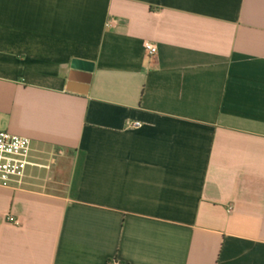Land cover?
Instances as JSON below:
<instances>
[{"label":"crops","instance_id":"0c3cea01","mask_svg":"<svg viewBox=\"0 0 264 264\" xmlns=\"http://www.w3.org/2000/svg\"><path fill=\"white\" fill-rule=\"evenodd\" d=\"M0 129V264H264V0H0Z\"/></svg>","mask_w":264,"mask_h":264},{"label":"built area","instance_id":"2783aa9c","mask_svg":"<svg viewBox=\"0 0 264 264\" xmlns=\"http://www.w3.org/2000/svg\"><path fill=\"white\" fill-rule=\"evenodd\" d=\"M112 21H108L110 26ZM144 49L148 56L157 53V46L150 42H144ZM140 122H132L131 127L140 126ZM32 148L29 138L0 129V186L7 188H19L23 186L26 171L29 166H41L32 160ZM11 221L13 218H9Z\"/></svg>","mask_w":264,"mask_h":264},{"label":"water","instance_id":"95a60500","mask_svg":"<svg viewBox=\"0 0 264 264\" xmlns=\"http://www.w3.org/2000/svg\"><path fill=\"white\" fill-rule=\"evenodd\" d=\"M71 68L72 71L69 74V84L66 88L67 91L71 92H78V93H85V88L84 90H76V88L73 87L72 82L74 81H79L83 84H88L89 83V74L92 72V64L82 61V60H73L71 63ZM79 71L82 73H86L87 75H79Z\"/></svg>","mask_w":264,"mask_h":264}]
</instances>
